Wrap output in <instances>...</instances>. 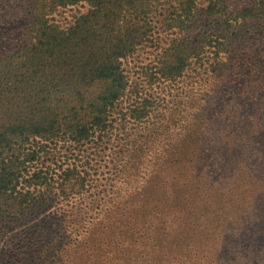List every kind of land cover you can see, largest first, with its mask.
Instances as JSON below:
<instances>
[{
	"label": "rangeland",
	"instance_id": "rangeland-1",
	"mask_svg": "<svg viewBox=\"0 0 264 264\" xmlns=\"http://www.w3.org/2000/svg\"><path fill=\"white\" fill-rule=\"evenodd\" d=\"M55 1L0 0L1 59L27 58L46 20L65 29L97 3ZM253 3L236 0L231 11ZM206 5L187 36L166 31L168 7L155 8L152 41L124 60L129 85L103 135L78 150L55 143L46 155L36 146L50 176L63 173L53 163L76 161L88 189L4 223L0 264H264V131L252 134L264 126V17L226 33ZM223 37L231 44L216 58L211 45ZM174 38L188 39L194 58L182 77L162 80ZM8 93L0 87V97ZM238 122L245 139L229 128Z\"/></svg>",
	"mask_w": 264,
	"mask_h": 264
},
{
	"label": "trees",
	"instance_id": "trees-1",
	"mask_svg": "<svg viewBox=\"0 0 264 264\" xmlns=\"http://www.w3.org/2000/svg\"><path fill=\"white\" fill-rule=\"evenodd\" d=\"M80 1L54 3L65 8ZM235 1L97 0L93 11L78 17L68 28L46 20L38 34L37 48L31 49L27 58L25 54L0 58V87L9 92L0 97V231L4 223L27 215L48 198L68 201L86 194L88 173L77 166L75 159L76 163L70 162L66 168L53 163L54 169L63 173L50 176L52 168L42 163L37 147L46 155L55 143L78 150L106 132L110 114L129 85L124 60L152 41V15L157 6L168 7L161 20L165 30L184 36L194 27L204 4L208 18L226 33L234 34L238 21L263 19L264 0H254L238 12L231 11ZM222 39L210 42L216 58L231 44L230 37ZM35 58L40 62H34ZM193 58L188 39H172L162 53L158 77L179 79ZM229 110L236 111V106ZM233 127L229 126L239 139L250 132L243 123ZM263 128L259 126L253 136H259ZM212 183L208 180L205 190L213 191ZM55 184L58 186H51ZM53 190L58 192L54 194Z\"/></svg>",
	"mask_w": 264,
	"mask_h": 264
}]
</instances>
